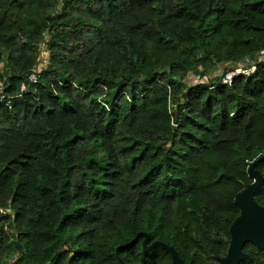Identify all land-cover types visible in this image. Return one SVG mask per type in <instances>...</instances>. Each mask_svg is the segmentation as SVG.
I'll list each match as a JSON object with an SVG mask.
<instances>
[{
  "label": "trees",
  "instance_id": "1",
  "mask_svg": "<svg viewBox=\"0 0 264 264\" xmlns=\"http://www.w3.org/2000/svg\"><path fill=\"white\" fill-rule=\"evenodd\" d=\"M261 50L264 0H0V264H218L255 162L264 207V62L208 73Z\"/></svg>",
  "mask_w": 264,
  "mask_h": 264
},
{
  "label": "water",
  "instance_id": "2",
  "mask_svg": "<svg viewBox=\"0 0 264 264\" xmlns=\"http://www.w3.org/2000/svg\"><path fill=\"white\" fill-rule=\"evenodd\" d=\"M255 166L256 162L249 169L250 175L255 178L254 183L237 196L236 204L240 209V215L230 227L231 240L227 255L220 257L218 264H239L242 260L248 259L250 256L243 251L247 243H251L264 251V207L255 201V193L260 188L263 177L255 169ZM147 242L148 236L144 241L146 249L149 250L156 246L162 247L170 253L173 260L172 264H181L180 256L173 247L160 241H155L147 247Z\"/></svg>",
  "mask_w": 264,
  "mask_h": 264
},
{
  "label": "built area",
  "instance_id": "3",
  "mask_svg": "<svg viewBox=\"0 0 264 264\" xmlns=\"http://www.w3.org/2000/svg\"><path fill=\"white\" fill-rule=\"evenodd\" d=\"M45 52V53H44ZM45 56V57H44ZM264 62V50H261L256 58L250 60H245L239 62L235 65H230L227 70L221 73V83L226 85H231L234 78L237 76H250L253 74L257 68V64ZM48 63V53L42 51L40 55V63L37 68L28 76V81L30 84H37L39 81V75L43 66ZM5 83L0 81V102L5 100ZM28 85L26 83L21 86V93L28 91ZM0 213H5L3 209H0Z\"/></svg>",
  "mask_w": 264,
  "mask_h": 264
},
{
  "label": "rangeland",
  "instance_id": "4",
  "mask_svg": "<svg viewBox=\"0 0 264 264\" xmlns=\"http://www.w3.org/2000/svg\"><path fill=\"white\" fill-rule=\"evenodd\" d=\"M45 53V52H44ZM45 57V56H44ZM2 65H0V67H1ZM222 71V69H218L216 72H214V71H209V73H208V77H213V76H219ZM206 79H207V77L206 78H204V82H206ZM187 81H188V83H190V84H195V83H197L198 81H199V79L195 76V75H193V74H190L189 76H188V79H187Z\"/></svg>",
  "mask_w": 264,
  "mask_h": 264
}]
</instances>
